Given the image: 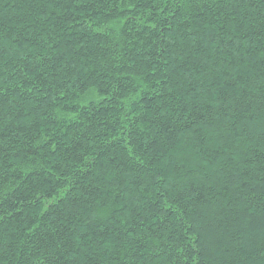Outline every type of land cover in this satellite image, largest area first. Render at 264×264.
<instances>
[{
  "label": "trees",
  "instance_id": "16d2710c",
  "mask_svg": "<svg viewBox=\"0 0 264 264\" xmlns=\"http://www.w3.org/2000/svg\"><path fill=\"white\" fill-rule=\"evenodd\" d=\"M0 264H264V0H0Z\"/></svg>",
  "mask_w": 264,
  "mask_h": 264
}]
</instances>
